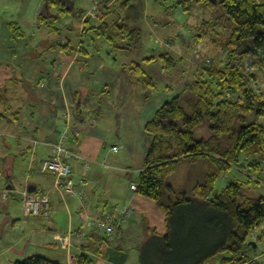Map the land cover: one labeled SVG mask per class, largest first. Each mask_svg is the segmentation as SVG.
Wrapping results in <instances>:
<instances>
[{
	"label": "crops",
	"instance_id": "obj_1",
	"mask_svg": "<svg viewBox=\"0 0 264 264\" xmlns=\"http://www.w3.org/2000/svg\"><path fill=\"white\" fill-rule=\"evenodd\" d=\"M141 1L145 14L146 3ZM62 3L69 4L70 9L68 16L64 14L55 23L58 34L36 24L40 14H48L42 2L30 16L32 25L23 18L0 20V264H13L34 255L74 264L75 256L82 252L94 264H139V249L147 237L143 226L163 235L165 215L153 201L137 194V180H126L131 168L118 164L112 156V147L118 152L125 145L117 146L118 135L111 129L113 120L109 115L105 117L109 106L118 103L114 92H118L119 77L114 69L119 62L112 64L110 58L116 50L129 52V45L118 33L126 41L125 46L116 42L113 48L106 41L101 42L103 38L90 34L82 38L87 11L79 8L76 14L71 0ZM121 16L119 12L115 19ZM104 21L112 25L114 17L107 15ZM8 22H15L18 32H12ZM91 24L97 25L93 21ZM55 42L77 48L81 45L84 50L79 52L76 48L70 54L55 46ZM100 48H105V56ZM154 51L152 46L150 52ZM150 62L156 63L144 61ZM66 114L70 129L65 146L89 161L85 166L78 159L73 167L76 177L86 173L87 210L102 214L128 207L133 210L111 237L86 227L77 201L69 196L62 198L55 191L54 178L40 171L41 162L51 153L48 143L56 140ZM141 169L142 165L138 174ZM118 171L124 172L125 179L117 177ZM229 174L221 178L226 181ZM29 186L48 196V217L31 218L24 214L20 193ZM4 190L11 191L6 199L1 198ZM259 233L264 234L261 227L256 231Z\"/></svg>",
	"mask_w": 264,
	"mask_h": 264
},
{
	"label": "trees",
	"instance_id": "obj_2",
	"mask_svg": "<svg viewBox=\"0 0 264 264\" xmlns=\"http://www.w3.org/2000/svg\"><path fill=\"white\" fill-rule=\"evenodd\" d=\"M42 2L49 15L40 14L36 24H43L58 34L55 23L68 10L62 0ZM191 3L217 9L220 19L228 23L229 34L224 45L227 61L221 67L211 64L206 81L186 84L182 89V93L187 94L183 105L180 95L171 97L144 125L150 143L138 174L136 192L164 212L165 233L157 235L143 226L147 237L139 249L138 262L260 264L256 261V247L249 244L248 237L264 220V195L250 194L245 185L251 184L252 173L257 175L255 182H261L259 174L264 167V94L250 86L256 84L259 73H264V0H190ZM129 7L138 15L144 11L141 0ZM55 8L56 12L51 13ZM109 13L106 10L104 17ZM118 18L120 24L109 25L100 19L96 26L85 18L82 38L90 34L93 38H103L115 48L110 34L114 30L127 39L129 46H136L140 39L139 28H131L126 16ZM7 25L12 32H18L15 22ZM54 45L70 54L77 48L57 42ZM77 49L84 50L81 45ZM157 58L162 70L175 66L176 62L168 53H159ZM131 71L144 86L154 87L139 64L133 63ZM203 127L209 133L207 137L197 134ZM183 163L199 166L198 171H194L199 181L187 192L168 182ZM233 168L245 173V180L227 179L225 185L216 190L218 179ZM92 232L104 236L97 230L92 229ZM263 241L264 234L259 233L251 242L257 246ZM74 261V264H94L84 252L75 256ZM13 264L61 263L34 255Z\"/></svg>",
	"mask_w": 264,
	"mask_h": 264
},
{
	"label": "rangeland",
	"instance_id": "obj_3",
	"mask_svg": "<svg viewBox=\"0 0 264 264\" xmlns=\"http://www.w3.org/2000/svg\"><path fill=\"white\" fill-rule=\"evenodd\" d=\"M93 1L71 0L75 5L73 11L76 13L79 8L88 11ZM96 1L107 5L105 11L110 12L108 16L114 17L112 25L116 22L120 24L119 18L115 19V16L120 12L122 16L129 19L131 28L136 25L140 30V39L136 46L130 45L129 52L116 50L117 52H114L113 57L110 58L112 64L119 62L118 68L114 69L119 77L116 82L118 92H114V97L118 103L109 106L107 113H105V117L109 115L113 120L111 129L115 130L118 135L117 146L125 145L123 149L120 148L118 152L112 154L113 160L123 167L131 168L132 171L126 176V180L131 182L138 178L137 169L143 164L144 155L150 143V138L144 132L145 123L152 118L154 112L164 102L175 95L181 96V104L183 105L187 99V94L182 93L183 87L195 80L206 81V74L211 69V64L221 67L227 61L224 45L229 34V27L225 20L220 19L217 9L205 8L203 3L189 4L190 0H179V2L177 0H144L146 3L145 14L144 11L143 13L140 11V16L136 14V10L129 7V4H137V0H115L111 3L103 0ZM41 2L42 0H0V20L20 21L23 18L28 24H33L30 16L34 15L35 11L40 8ZM64 4L65 9L69 10V4ZM56 10L57 8L54 9V12ZM42 14L45 15V11ZM66 16L68 15L66 14ZM105 18L103 14L100 19L104 20ZM93 22L98 24L99 21ZM204 22L208 25L203 24ZM211 29L214 30L211 31ZM110 34L116 38L114 42H117L118 46H125L126 41L119 38L117 31L112 30ZM199 34L202 37L199 38ZM101 42H105V40L102 39ZM152 46L156 50L153 53L150 52ZM100 52L103 56L107 53L105 48H100ZM159 53H168L176 62L175 66L168 70H162L157 58ZM145 58H148L149 61L155 60L156 63L145 64L143 61L146 60ZM115 59L117 62L114 61ZM133 62L140 64L151 78L154 83L153 88L144 86L132 75ZM258 75L256 84H250V86L256 91L261 90L264 94V73ZM124 97H126L125 100L121 101L120 99ZM197 134L200 137H207L209 133L203 127L198 130ZM198 167V165L194 166L193 164H180L177 172L168 179V182L187 192L189 187L199 181L194 172L195 169L198 171ZM116 173L117 177L120 176L125 179L124 172L118 171ZM259 176L261 182L256 183L257 175L252 173L251 184L245 185L252 195H264V167ZM227 179H237L243 182L245 173L233 168ZM224 180V178L218 179L216 190L219 191L225 185L226 181ZM253 183L256 185L253 186ZM260 227L264 231V220L261 221ZM256 251L258 253L256 261L263 264L264 242L258 243Z\"/></svg>",
	"mask_w": 264,
	"mask_h": 264
},
{
	"label": "built area",
	"instance_id": "obj_4",
	"mask_svg": "<svg viewBox=\"0 0 264 264\" xmlns=\"http://www.w3.org/2000/svg\"><path fill=\"white\" fill-rule=\"evenodd\" d=\"M106 8L107 5L94 0L91 8L86 12L85 18H89L91 21H99ZM69 129L68 114H66V120H64L62 128L58 130L56 140L48 143L51 153L48 158L41 162L40 171L54 178L55 191L62 198L69 196L77 201L78 209L84 214L86 227L97 230L106 237H111L120 223L132 215L133 210L129 207L122 208L111 214L87 210L85 199L86 173L83 172L76 177L73 173V167L78 159H81L85 166L89 161L66 148L65 142L68 138ZM112 151L116 152L117 148L112 147ZM9 193H11L10 190H4L1 198L6 199ZM19 202L27 217L46 218L50 213V201L44 193H29L25 189L20 193ZM256 235V232L250 233L248 240L253 241Z\"/></svg>",
	"mask_w": 264,
	"mask_h": 264
},
{
	"label": "water",
	"instance_id": "obj_5",
	"mask_svg": "<svg viewBox=\"0 0 264 264\" xmlns=\"http://www.w3.org/2000/svg\"><path fill=\"white\" fill-rule=\"evenodd\" d=\"M27 192H29V193H33V192H35V188L32 187V186H29V187L27 188ZM249 244H252L253 248L256 247V244L253 243V242H250Z\"/></svg>",
	"mask_w": 264,
	"mask_h": 264
}]
</instances>
